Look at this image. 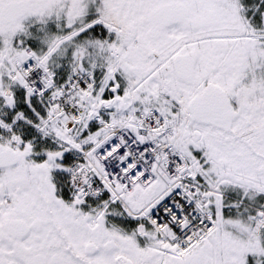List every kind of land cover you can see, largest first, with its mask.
<instances>
[{
  "label": "snow or ice",
  "instance_id": "obj_1",
  "mask_svg": "<svg viewBox=\"0 0 264 264\" xmlns=\"http://www.w3.org/2000/svg\"><path fill=\"white\" fill-rule=\"evenodd\" d=\"M0 264H264V0H0Z\"/></svg>",
  "mask_w": 264,
  "mask_h": 264
}]
</instances>
